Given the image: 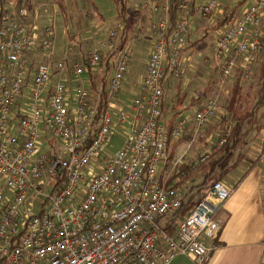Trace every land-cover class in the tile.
<instances>
[{"label": "built area", "instance_id": "obj_1", "mask_svg": "<svg viewBox=\"0 0 264 264\" xmlns=\"http://www.w3.org/2000/svg\"><path fill=\"white\" fill-rule=\"evenodd\" d=\"M191 2L175 0L171 19L170 0L140 4L153 14L152 46L129 109L114 119L98 109L100 87L84 83L86 66L69 68L54 60L52 24L37 28L26 0H0V264H169L179 254L206 264V241L220 231L218 211L231 192L225 182L210 186L179 222L175 237L159 225L184 197L180 188L165 186L159 163L186 118H177L170 133L159 118L164 83L179 76ZM216 7L217 0L203 2L200 17L207 19ZM263 17L264 0L228 15L212 47L220 62L218 86L249 79L261 52ZM123 27L118 22L108 28L99 43L114 53L109 99L123 89L130 37L141 30L136 23L114 52ZM99 61V53L90 51L89 69ZM219 112L217 102L206 99L192 119L202 127ZM117 124L123 140L110 151ZM262 139L264 146V130ZM207 157L208 152L196 156L193 168Z\"/></svg>", "mask_w": 264, "mask_h": 264}, {"label": "rangeland", "instance_id": "obj_2", "mask_svg": "<svg viewBox=\"0 0 264 264\" xmlns=\"http://www.w3.org/2000/svg\"><path fill=\"white\" fill-rule=\"evenodd\" d=\"M29 6L32 7L30 10L31 18H36L39 20L36 22V27L41 29L45 23L52 24L53 34H54V49L55 55L54 60H64L66 65L71 68L74 64H80L84 66L87 62V56L90 51H97L100 55V61L96 65L95 69L92 70L94 78H98V72L95 73L96 69H101L104 72V61L108 60V56L112 54L104 49L99 47L100 40L105 36V31L109 28H113L116 23L120 22L119 17L117 16V11L115 5L112 0H26ZM142 0H128L127 5L129 7L134 8L135 5L140 3ZM40 2V3H39ZM144 2V1H143ZM223 0H218L217 7H223ZM227 5V3H226ZM37 7V8H36ZM216 7V8H217ZM39 9V10H38ZM216 10V9H215ZM214 10V11H215ZM38 13V14H37ZM213 14V13H212ZM137 15V14H136ZM211 16V15H210ZM209 16V17H210ZM147 21L143 24L144 27L141 26V30L136 36L130 37V44L132 49V54L135 50H139L138 43L142 37L151 39L150 33L147 34L148 30L146 27L149 24L148 15H146ZM203 23V27L206 26V23ZM141 24V23H140ZM207 27V26H206ZM210 31V29H206ZM261 52L259 54V58L255 65L253 66V71L250 74L248 80L243 82H237L240 90L239 93L241 95V101L243 98L246 100L245 102H241L242 109L249 108L252 105V109L255 110V118L251 124V133L246 138L248 141L252 136H255L253 139L256 142V145H260L263 143V139L257 138L258 134L255 132V128H261L264 123V78L259 75V67L262 63L263 53L264 51V17L261 24ZM141 34V35H140ZM201 38V36H200ZM191 39V38H190ZM196 40L197 37H196ZM196 40L194 42L196 43ZM205 43V42H204ZM202 43L199 46H204ZM214 45V44H213ZM186 47V46H185ZM182 48V51L184 48ZM213 47V46H212ZM145 49L141 53H137V62L143 60V58L147 56V47L144 46ZM207 50V47L204 48V52ZM212 53L214 51L212 50ZM135 55V54H134ZM204 58H207L212 62V66L215 68L214 77L209 76L210 68L207 62L204 61ZM198 56V53H194L191 57L186 56L183 52H181L179 56V62L177 65V69L179 71L178 77H171L169 87L166 88L165 95L163 97L164 106L162 108V118L165 120L171 114L170 106L175 101V88L180 86L181 91L187 92L191 98L193 99L194 104L191 105L190 109H188L189 113H193L195 109H197L206 99L213 98V100L217 101V104L220 108V112L216 115V117L212 118L210 122L203 125L202 127H198L195 121L191 117H188L186 120V124L184 129L180 134L181 143L179 145V152H183L184 150H190L193 152H201L203 149H206L210 146L209 143L215 142L216 138L222 131L226 121L221 122V115L224 114L229 119L233 115V112L227 111V105L230 100V92L232 90L234 80L226 81L222 86H218L216 84L217 79V71L220 67L219 60L214 57L210 59L204 56ZM110 59V58H109ZM147 59V58H146ZM38 61L42 59L38 58ZM131 61V60H130ZM209 61V63H210ZM147 62V61H146ZM130 64V63H129ZM146 67V66H145ZM182 70V71H181ZM85 73H88L87 71ZM68 80H71L69 74L64 73ZM95 74V75H94ZM212 76V75H210ZM212 78V80H211ZM69 83V81H67ZM137 83V82H136ZM97 84H100L99 80H97ZM227 84V85H226ZM208 89V90H207ZM131 103V101H130ZM245 107V108H244ZM239 106L236 103L234 105L233 111L238 109ZM164 109V110H163ZM264 129H262L263 131ZM261 138V137H260ZM206 139H210L209 143L205 141ZM259 139V140H258ZM120 140L115 142L112 141V146L110 151H115L121 145ZM203 144L205 146L203 147ZM250 144V143H249ZM248 144V145H249ZM186 145H191L187 147ZM178 157V155L176 154ZM175 156V158H176ZM247 158V155L245 154ZM246 164H251V160L246 159ZM254 162V161H253ZM264 164V163H263ZM173 166V163L169 164L170 170ZM166 170V169H165ZM169 169L165 172L167 176L169 173ZM185 192V191H184ZM182 215V216H181ZM184 218L183 213L175 212L170 216H165L159 220V225L162 229H164L168 234H172L173 230L178 228L179 222Z\"/></svg>", "mask_w": 264, "mask_h": 264}, {"label": "crops", "instance_id": "obj_3", "mask_svg": "<svg viewBox=\"0 0 264 264\" xmlns=\"http://www.w3.org/2000/svg\"><path fill=\"white\" fill-rule=\"evenodd\" d=\"M143 1L144 0L135 5L133 10L137 13L139 19L137 20V22H140L142 27H144V23L147 21L146 15H148L149 24L146 27V30H148L147 34L149 35L152 14L149 11H146L145 8H141L140 4L143 3ZM206 1L207 0H192L191 2L192 19L187 34V45L182 52L188 57H191L194 53L197 52L198 56H202L203 58L204 56H208V58L214 60L212 46L216 42L220 32L224 29L225 23L221 22H223L226 11L227 14L235 11L241 12V10L251 4L253 0H223L222 4L224 6L219 8L217 7L213 14H210L211 16L209 15L210 17L204 20L200 17L198 7ZM142 16L143 19L141 18ZM37 21L39 20H36V22ZM201 22L206 23L207 27H203V23ZM206 29H210V31L207 33L204 39H199L200 36H202L204 32L207 31ZM150 37L151 39L147 38V40L145 39V37H142L139 41L137 45L139 50H135L131 56V61L129 64L128 72L126 73L123 89L109 102L110 104L108 110L114 116V119H116L120 111L129 109L130 101L132 100L133 94L136 89L135 84L141 79L145 71L144 69L147 61V57H145L143 58V60L137 62V53H141L143 49H145L144 46H146L148 56L153 41L151 34ZM196 37L198 40H196ZM194 40H196V43L194 42ZM202 43H204V46H199ZM206 47L207 50L204 52V48ZM112 59L113 56L110 57L109 63L113 64L114 66ZM204 61L208 63L210 68V72H207L209 73L207 80H209L210 77L213 78L215 76V68L212 66V62L207 58H204ZM178 63L180 62L178 61ZM97 71H99L98 78L100 79L103 72L101 71V69H96L95 73H97ZM93 73L94 72H92V75ZM110 73H112V71H110ZM110 76L111 74H109L106 78L107 82ZM92 77L95 81V84H97V80L99 79H95L94 76ZM82 79L84 80V83L89 87L92 86V78L89 73H85L82 76ZM170 82V79H168L164 83V95L166 88L171 85L169 84ZM73 86L74 84H71L72 88ZM174 92L175 99L177 94L181 95L183 93L186 94V98L182 105L179 104V106H177V110H181V112L178 113L175 118L168 120L172 116L173 111L165 120H163V114L161 113V118L165 126H168L171 122H173V120L175 121L179 117H185L186 119H188V117H191L193 115V113H189L186 109V106H188V104L193 100L191 96L187 92L181 91L180 86H177ZM120 128L122 129V127L117 124L114 126V129H112L113 133L110 141L111 146L113 140H115V142H117L118 140L122 142L123 136H121ZM257 138H263V131L257 136ZM175 139L178 138L170 140V142L172 141L171 146L174 144ZM209 140L210 139H206L205 141L209 142ZM256 142L250 144L247 150H245V154L247 155L246 159L251 160V164H246L247 161L246 159H244L238 168L229 172L222 180L226 183L231 192L223 207L218 211V216L222 219V227L220 231L212 239H207L206 241V243L211 247L210 257L206 264H264V146L263 143L260 145H256ZM180 146L181 145H178L176 147L173 157L169 159V153L172 152V149L169 148L168 145L167 157L165 160L159 163V175L165 183L168 181L171 175H174L173 171L175 166H177L181 162L182 157H184L185 154L189 156H195V154H200L207 150V148H209L207 147L201 152H199V150L197 152H193L191 151V149L184 150L183 152H180L178 154ZM186 146L190 147L191 145ZM204 146L205 144H203V147ZM176 154L178 155V157L176 156ZM171 162L173 163V166L170 170V168L168 167ZM249 166H251V169L245 174V176H242L244 171L248 169ZM167 169H169L170 172L166 176L165 172H167ZM177 181H179V178H173L172 183L174 184ZM176 233L177 229L173 230L172 234L170 235L175 237ZM169 264L195 263L191 256L179 254L175 256Z\"/></svg>", "mask_w": 264, "mask_h": 264}, {"label": "trees", "instance_id": "obj_4", "mask_svg": "<svg viewBox=\"0 0 264 264\" xmlns=\"http://www.w3.org/2000/svg\"><path fill=\"white\" fill-rule=\"evenodd\" d=\"M112 1L113 4L115 5L117 16L119 17L120 22H122L124 25L123 31L120 32V35L118 37V41H117L118 46L114 50V52H117L120 49H122V47L127 41L128 34L131 32L134 25L138 23L137 20L139 19H138V15H136L137 13L133 10V8L127 6L128 0H112ZM28 7H29L28 9L31 10L32 7L31 6ZM191 9H192V3H191ZM146 11H149L152 14L149 8L146 9ZM229 14H227L226 11L223 22L221 23L226 22V19ZM174 15H175V0H170V19L174 18ZM141 18L143 19V16ZM152 19H153V14H152ZM170 25H171V20H170ZM208 32L209 31H205L204 34L199 39H204V37L207 35ZM186 45H187V35H186L184 47ZM262 53H263V58H262L263 61L259 67V75L263 79L264 78L263 50ZM113 55L114 53L110 54L107 57L108 60L104 61V72L99 79L100 86L98 84H95V81L92 77V70L89 69L87 62H85L86 64L84 65L87 67L88 73L92 78L93 84L92 86H90V88L95 89L97 85L100 87L101 96H100V104L98 107L100 112L107 111L109 109V102L113 99V98L109 99V97L107 96V88H106L107 85L106 78L108 77L109 74H111L110 71H112V67H113V64L109 63L110 62L109 58L112 57ZM237 82H239V80L235 78L232 90L230 92V100L227 105V111L233 112V115L230 118V123L228 122L229 119L227 118L226 115H224L223 113L220 114L221 122L226 121V123L222 128L221 133L216 138V141L212 143L208 142L210 146L209 148H207V150L204 151V152H208V157L204 161L198 163L193 168L192 162L194 158H196V156L200 155L201 153L195 154V156H189L185 154V156L182 157L181 162L177 166H175L173 171L174 175H171L168 181L165 183L166 187H176V188H180L183 191L184 197L182 199V205L177 212L183 213L184 217L189 213L191 208L198 202V200L204 195V193L210 188V186L214 182L222 181L229 172L240 166L243 160L246 159L245 150H247L248 146L254 142L253 138L255 136H252V138H250L248 141L246 140V138L251 133V124L255 118V110L252 109L253 105L251 107L249 106V108L242 109L243 106H241L242 104L241 102H245L246 100L243 98V100L241 101L242 97L239 93L240 88L238 84H236ZM185 98H186V94L184 93L181 95L180 94L176 95L175 102L170 106V109L171 111H173L172 112L173 114L168 120L175 118L176 115L181 112V110H177L178 108L177 106H179V104L182 105ZM236 103L238 104L239 108L233 111L232 109L234 108V105ZM193 104L194 102L192 100L188 104V106H186V109L187 110L190 109L191 105ZM163 106H164V100L162 103V108ZM159 119L164 124L161 116ZM174 122L175 121L173 120V122H171L168 126H166L169 133L173 128ZM262 129H264V123L262 124L261 128L259 129L255 128V132L259 135L262 132ZM222 137H224V141L222 142V144L218 145V142ZM179 138L180 136L178 137V139H175V142L172 146H171L172 141L170 142L171 139L169 140L170 144L168 145L169 148L172 149V152L169 153V159L173 157L176 147L181 143V140ZM250 167L251 166H249L248 169L244 171L242 176H245V174L251 169ZM176 177L179 178V181L173 184L172 180L173 178Z\"/></svg>", "mask_w": 264, "mask_h": 264}, {"label": "bare ground", "instance_id": "obj_5", "mask_svg": "<svg viewBox=\"0 0 264 264\" xmlns=\"http://www.w3.org/2000/svg\"><path fill=\"white\" fill-rule=\"evenodd\" d=\"M40 3V2H39ZM37 8V7H36ZM39 10V9H38ZM38 14V13H37ZM141 35V34H140ZM145 70V69H144ZM109 72V71H108Z\"/></svg>", "mask_w": 264, "mask_h": 264}]
</instances>
